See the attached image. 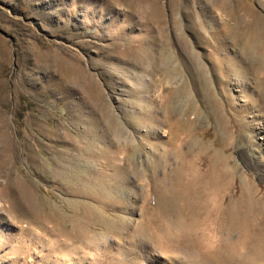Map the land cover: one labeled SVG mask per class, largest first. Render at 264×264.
<instances>
[{
  "label": "rangeland",
  "instance_id": "1",
  "mask_svg": "<svg viewBox=\"0 0 264 264\" xmlns=\"http://www.w3.org/2000/svg\"><path fill=\"white\" fill-rule=\"evenodd\" d=\"M245 27L251 29L247 38L264 40V0H0V264H158L149 261V251L162 257L175 253L184 236L173 235L179 241L171 244L167 235L157 244L140 226L154 214V194L146 205L147 194L154 192L151 182L162 174L157 160L163 152L153 146L156 138L144 137L136 127L134 113L155 111L146 102L150 98L158 104L168 88H185L192 102L201 104L194 60L208 69L215 58L244 66L232 34ZM224 71V78L208 74L210 89L223 105L228 95H237L227 87L228 78L241 79L227 66ZM245 75L251 87L248 100L257 106L259 92L252 76ZM187 93L183 100L182 95L174 97L177 111L187 103ZM255 112L247 107L244 113ZM111 118L122 125V135L120 128L109 125ZM205 118L197 127L206 141L218 146ZM226 123L235 133L226 156L233 157L231 164L247 173L264 197V157L252 123L240 125L241 138L236 121ZM167 126L157 125L158 133ZM107 144L122 170L102 184L95 175L100 167L88 163L87 151ZM198 154L193 155L197 165L205 158L206 167L207 157ZM92 196L106 197L121 211L116 213L120 234L109 240L97 237L94 248L67 237L70 223L61 220L71 216L76 202L88 204ZM100 229L99 224L89 226L93 233ZM212 230L208 239L216 236L214 246L210 239L206 252L215 259L208 253L207 264H243L231 253L226 236Z\"/></svg>",
  "mask_w": 264,
  "mask_h": 264
},
{
  "label": "bare ground",
  "instance_id": "2",
  "mask_svg": "<svg viewBox=\"0 0 264 264\" xmlns=\"http://www.w3.org/2000/svg\"><path fill=\"white\" fill-rule=\"evenodd\" d=\"M226 30L230 32L228 27H226ZM250 30L249 27H245L232 34L233 46L241 52L242 59L245 60V64L243 63L244 66H241V61L238 63H230L223 58L216 59L214 57L215 60L210 67L211 69H208L199 60H194V77L197 80L199 91L201 92L203 100L201 104H196L195 100L192 102L191 96L188 95L185 88L178 92L177 90H171V88L165 87L168 89H164L160 93V102L158 104L150 98L146 102L148 108H153L155 111L142 108L140 111L134 113L138 124H135L136 127L142 129V132L145 133L144 137L150 136L156 138L157 142L153 146L163 152L158 156L161 158V161L160 159L157 160L159 161L160 167L163 166V169L161 168L162 174L161 176H156L154 181L151 182L154 185V192L147 194L146 205H149L148 201L150 196H152V193L154 194L155 210L152 208L154 212L151 213L154 214L152 217L147 216L146 220L142 217L145 221L140 226L141 228L147 229L148 236L156 243L162 242V239L165 240L167 235H170L169 243L171 244L175 240L173 235L184 236V242L182 244H179L181 241L177 243L178 239L174 241L178 244L176 246L178 249L171 256L166 255L162 257L153 252L154 250L149 251L147 258L151 262L155 261L158 264H207L208 255L210 254L206 252L207 248H209L207 247V243L210 239L216 238L214 235L221 237V234L222 238L226 236L225 240H227V245L231 247V253H236L235 255L238 256L243 264H264V197L258 194L259 190L253 179L247 173L239 172L238 168L234 167L230 162L233 157L226 156L225 153L226 148L235 137L234 132L230 133L228 131L226 122L227 120L234 119L238 124L237 136L240 138L244 133L240 125H249L251 127L250 123H252L256 135V147L259 148L258 151L261 157H264V40L255 42L247 38L246 36L250 33ZM225 62L227 65H225ZM226 66L227 69H233L238 75H241V79L232 76L230 77V81L229 78L228 81L226 80L227 87L232 86V89L229 90L236 92L237 95H232V97L228 95L230 99H227L226 104L224 103L225 105H223L218 99V95H215L210 89L208 74L218 75L224 78L226 75L224 71ZM191 70L193 71V69ZM246 73L252 76L253 82L251 83L254 85V91L259 92L257 94L258 98L256 97L258 101L257 106L251 105V100H248L247 88L250 86L245 81ZM192 85H194L193 82ZM242 85H244V89ZM185 93L190 97L186 98L187 103L184 107L177 111V107L173 104L174 97L176 95H182L180 98L183 100ZM247 107L256 108V112L246 116L244 112ZM190 114L192 117L189 116ZM202 116H205L207 118L205 119L212 124L216 135V140L214 139V141H219L218 146H213L206 141L203 137L205 132L203 133L198 129L197 124ZM162 118L163 123H168V126L163 133L159 134L157 125H163ZM247 118H249V121H247ZM111 119L113 121L109 125L120 128L118 135H122V125L117 122L118 120ZM142 120L145 124L141 123ZM125 143L127 146L130 144L129 141H125ZM187 143H189L188 148L184 146ZM130 146L132 145L130 144ZM110 147V144H107L104 148L90 146L88 147V151L86 150L89 156L87 157L89 158L88 163L91 162L100 167L95 175L102 184H105L108 180L113 181V178L116 177L115 175L122 170L118 164H114L115 161L112 157H116L117 155L112 154ZM123 151L125 152V149ZM196 152H199L198 155L207 157L208 163L206 167H203V160L205 158L203 160L201 158L202 162L200 166L197 165L195 156H193ZM172 157L174 158L173 162L171 161ZM104 171H108L109 173L105 174ZM232 189L235 192L224 203L225 196ZM133 206L135 207V205ZM119 208V204L113 203L111 205L107 202L106 197L100 198L99 196H92L88 204L76 202L72 208L71 216H65L61 219L65 225L67 222L70 223L71 229L67 231V237H71L72 240L76 239V242L79 244L86 243L88 247L94 248L95 246L97 247V237H99V240L100 237L109 240L110 235H119V228L121 226L118 222H120L119 220L121 218L116 214L117 212H121ZM106 209L112 211L114 215L107 213L105 211ZM48 218H51V216L49 215ZM95 224L96 226L97 224L101 226L100 232L98 233L89 231V226H95ZM136 226L138 227L137 222ZM211 226L214 230L211 233L215 234L213 238L211 235V238L208 239ZM142 231L140 234L142 233L141 235L143 237V235H146L144 234L146 230ZM136 236L138 237V235ZM219 237L218 240L216 239L218 242ZM149 241L151 242V240ZM211 243H213L211 247L214 246V241ZM215 244L217 246V243ZM211 249L209 250L214 252L213 248ZM210 257L214 258L211 254ZM214 259L213 261H215Z\"/></svg>",
  "mask_w": 264,
  "mask_h": 264
}]
</instances>
